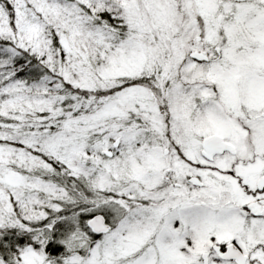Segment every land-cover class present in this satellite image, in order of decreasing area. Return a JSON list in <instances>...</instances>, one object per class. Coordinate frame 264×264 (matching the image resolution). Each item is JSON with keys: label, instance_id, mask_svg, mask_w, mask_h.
<instances>
[{"label": "snow or ice", "instance_id": "6c2138e0", "mask_svg": "<svg viewBox=\"0 0 264 264\" xmlns=\"http://www.w3.org/2000/svg\"><path fill=\"white\" fill-rule=\"evenodd\" d=\"M0 264H264V0H0Z\"/></svg>", "mask_w": 264, "mask_h": 264}]
</instances>
